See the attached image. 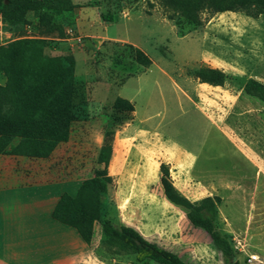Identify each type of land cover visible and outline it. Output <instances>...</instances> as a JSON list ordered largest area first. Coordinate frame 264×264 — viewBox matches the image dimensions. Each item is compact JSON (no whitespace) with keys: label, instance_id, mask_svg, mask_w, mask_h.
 I'll list each match as a JSON object with an SVG mask.
<instances>
[{"label":"rangeland","instance_id":"1","mask_svg":"<svg viewBox=\"0 0 264 264\" xmlns=\"http://www.w3.org/2000/svg\"><path fill=\"white\" fill-rule=\"evenodd\" d=\"M72 1L80 6L58 17L63 38L43 34L29 12L27 23L7 27V43L42 39L47 59L42 75L54 77L66 69L76 119L122 117L108 142L106 165L87 166L89 178H101L96 170L103 168L111 177L102 194L103 216L139 225L146 239L189 264H225L208 233L192 226L182 208L160 198L159 165L165 162L189 199L221 197L215 225L235 248L237 264H264V102L242 89L248 77L264 84V15L203 13L208 17L203 26L179 34L158 0ZM103 13L114 22L102 21ZM131 46L150 58L149 67L135 61ZM200 66L222 69L224 85L202 84L187 74ZM6 79L0 71V84ZM119 99L128 100L132 110H117ZM83 128L92 143H105L95 124ZM19 140L15 136L10 143L17 146ZM175 147L195 153L193 163L187 155L178 158ZM67 157L62 145L52 160ZM101 239L94 246L99 262L141 264ZM253 254L257 259H250Z\"/></svg>","mask_w":264,"mask_h":264},{"label":"trees","instance_id":"2","mask_svg":"<svg viewBox=\"0 0 264 264\" xmlns=\"http://www.w3.org/2000/svg\"><path fill=\"white\" fill-rule=\"evenodd\" d=\"M158 1L174 21L179 34H183L186 29L203 26L208 19L202 17L203 13L244 11L252 17L264 15V0ZM79 6L72 0H0V15L11 30L27 23L26 16L32 12L43 34H55L63 38L65 28L58 17L71 13ZM101 19L108 23L114 22L110 13L101 14ZM41 44L42 39H17L7 45H0V71L7 77L5 83L0 84V155L20 150L31 156H47L55 148L64 145V154L68 155L66 160H86L91 165L104 162L106 165L111 152L108 142L112 140L115 129L122 124V117L113 114L95 116L90 120L73 117L69 103L72 80L65 68L53 78L42 75V63L47 59L41 53ZM131 48L135 61L144 68L149 67L150 58L140 49ZM187 74L197 78L200 83L212 86H222L227 79L226 73L217 67L187 69ZM242 89L264 102L262 82L248 77ZM114 107L117 110H132V105L126 99L117 100ZM92 124L97 126L105 140L101 147L91 142L83 128ZM77 125L83 126L81 130ZM15 136L20 138L17 146L6 149ZM169 169L167 163H160V198L171 206L182 208L189 223L208 233L214 246L224 255L225 264H231L236 250L215 225L221 197L208 195L195 201L189 199L175 187ZM96 173L102 177L85 179L73 198L63 195L59 199L53 213L57 220L75 227L86 243L91 242L94 222H99L101 244L114 247L117 253L132 254L137 263L189 264L177 253L146 239L137 229L103 216L102 194L111 177L105 168L96 170ZM233 262L238 263L237 259Z\"/></svg>","mask_w":264,"mask_h":264},{"label":"crops","instance_id":"3","mask_svg":"<svg viewBox=\"0 0 264 264\" xmlns=\"http://www.w3.org/2000/svg\"><path fill=\"white\" fill-rule=\"evenodd\" d=\"M15 144L10 143L6 149ZM175 148L178 158L187 155L183 148ZM55 150L47 156H31L20 150L0 155V264L99 262L94 252L102 236L99 222H94L91 242L86 243L75 227L57 220L53 214L59 199L63 195L73 198L89 178L88 163L52 160ZM194 154L187 155L191 163ZM173 184L182 192L183 185L175 180ZM127 225L147 238L139 225Z\"/></svg>","mask_w":264,"mask_h":264},{"label":"built area","instance_id":"4","mask_svg":"<svg viewBox=\"0 0 264 264\" xmlns=\"http://www.w3.org/2000/svg\"><path fill=\"white\" fill-rule=\"evenodd\" d=\"M9 37L10 34L7 31V23L3 20L0 15V45H4L5 43H7ZM250 259H257V255H250Z\"/></svg>","mask_w":264,"mask_h":264},{"label":"water","instance_id":"5","mask_svg":"<svg viewBox=\"0 0 264 264\" xmlns=\"http://www.w3.org/2000/svg\"><path fill=\"white\" fill-rule=\"evenodd\" d=\"M236 259H237L236 256H233L232 261H235Z\"/></svg>","mask_w":264,"mask_h":264}]
</instances>
